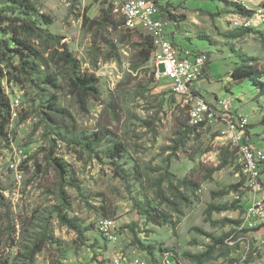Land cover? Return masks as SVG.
Masks as SVG:
<instances>
[{
    "label": "rangeland",
    "instance_id": "374dc122",
    "mask_svg": "<svg viewBox=\"0 0 264 264\" xmlns=\"http://www.w3.org/2000/svg\"><path fill=\"white\" fill-rule=\"evenodd\" d=\"M19 1L28 2L39 27L63 37L81 73L96 78L97 93L87 95L82 107L70 68L52 56L50 44L26 34L17 38L43 56L28 59L32 73L18 57L0 65L10 105L20 99L0 138V264H114L119 258L155 264L165 250L181 264H264V226L247 219L256 194L226 122L190 124L187 106L168 81L155 79L153 58L145 60L147 33L127 29L116 12L113 25L101 26L112 0ZM156 2L176 17H163L174 42L208 54L201 91L209 99L227 98L233 121L246 126V139L264 149V91L250 80L235 84L230 75L242 57L264 70V18L241 14L234 0ZM19 8L0 0V39L11 48L20 23L1 17H20ZM244 18L250 25H235ZM245 28L253 32L238 37ZM56 161L67 166L62 178ZM105 219L115 221L113 240L100 230ZM131 227L144 246L155 247L154 255L138 246ZM36 245L43 249L30 261Z\"/></svg>",
    "mask_w": 264,
    "mask_h": 264
},
{
    "label": "built area",
    "instance_id": "2783aa9c",
    "mask_svg": "<svg viewBox=\"0 0 264 264\" xmlns=\"http://www.w3.org/2000/svg\"><path fill=\"white\" fill-rule=\"evenodd\" d=\"M245 6L246 0H234ZM114 12L121 14L124 26L131 31H145L153 41L155 61L154 77L156 80H166L170 83L173 94L182 99L184 106L189 109L190 124L199 126L208 121H224L231 145L238 150L240 162L247 186L256 194V202L247 212V219L258 218L264 226V149L252 144L246 139L245 124H238L232 118V106L227 98L214 97L207 99L201 91L199 82L203 79L204 68L209 61L205 52L187 50L174 42L166 32L165 19L155 0H112ZM246 7V6H245ZM235 21V25L247 27L250 25ZM20 105L17 97L11 100V117H16V108ZM115 221L102 220L100 230L108 240L114 239ZM114 264H154L142 258L130 262L119 258ZM155 264H181L176 254L166 251Z\"/></svg>",
    "mask_w": 264,
    "mask_h": 264
},
{
    "label": "trees",
    "instance_id": "16d2710c",
    "mask_svg": "<svg viewBox=\"0 0 264 264\" xmlns=\"http://www.w3.org/2000/svg\"><path fill=\"white\" fill-rule=\"evenodd\" d=\"M15 3H18L20 5L19 15L20 17L17 18H10V17H1L2 20H8L10 22L20 23V25H16L14 28L13 34L16 35L14 38H12V41L15 42L16 46L11 48L9 43L7 41H4L0 39V65L4 62L8 61L10 59L13 60L15 57H18L19 65L22 67L24 71L27 73H32L34 66H32L28 59H42L43 56L40 52H38L34 47H32L30 44L25 42L24 40H21L18 37L19 34H26L28 37L36 38L38 40H44L48 44L51 45L52 49V56L58 55V59L60 62H63L65 65H67L71 70V77H70V84L71 88L75 91L78 101L81 104L82 107L85 105V99L86 96L91 94V92L97 93V89L95 87V84L97 83V80L94 76L89 75H83L81 73V64L80 61L74 57L73 53L70 52L65 44L62 43L63 37H60L58 35H54L50 33L47 29H43L39 27L35 21H33L30 18V15L33 13L32 8L29 6L28 2L24 1V3L20 2L19 0H13ZM156 2V0H155ZM157 3V2H156ZM240 11L241 14L247 15L251 17L254 14V11L248 10L245 6H242L240 4L233 3ZM158 5V4H157ZM160 8L161 15L163 17H166L167 19L171 21H175L176 17L173 16L168 12L166 8L163 6L158 5ZM114 9L112 4L106 9L102 11V23L101 26H111L113 25V17H114ZM50 23V22H47ZM131 31V30H130ZM145 32V31H144ZM253 32V29L251 28H245L241 30L237 36H244L248 33ZM145 46V60L149 61L150 58L153 57L154 53V46L151 36L147 33ZM252 58H245L242 57L241 64L237 65L233 70L231 71L230 75L232 80L235 84H241L245 82L246 80H250L253 85L260 88V91H264V82H261V78L264 75V70L257 66L250 64ZM209 69H210V61L206 63V66L204 68V74L203 79L209 77ZM4 77V72L2 69H0V138H5L7 136L6 133V127L10 122L11 119V105L10 101L5 95L3 88L1 86V78ZM48 82L52 85H56L55 80L51 77L48 78ZM52 109H54L56 112L60 111L59 108H55V106H51ZM203 125V124H201ZM199 125V126H201ZM49 126V125H48ZM50 127V126H49ZM198 126H194V128H197ZM87 149H89L90 152H94L92 148H90L89 145H86ZM118 147H120L118 145ZM120 152V151H119ZM118 152L117 155H120ZM55 168L60 174V177L66 175L68 172L67 166L65 162L56 161L54 162ZM111 166L113 167V170L117 176L122 178L123 180H126V174L125 172L115 163L111 162ZM224 207H216L211 206V211H222ZM147 213H150V211H147ZM62 223L64 225L69 226L71 229L78 232V234L82 235V230L79 225H77L76 222H74L72 219H68L67 216L61 215L60 216ZM131 230L134 233L136 243L138 246L143 249L144 251H147L150 255H154V249L153 246H144L139 239L137 238V233L135 232L134 228L131 227ZM43 249L42 245H36L31 251H30V261L34 259V257ZM166 251L162 252V254ZM171 251V250H170ZM173 252V251H172ZM176 254V253H175ZM204 256H198L199 263H202V258Z\"/></svg>",
    "mask_w": 264,
    "mask_h": 264
},
{
    "label": "clouds",
    "instance_id": "9594fccd",
    "mask_svg": "<svg viewBox=\"0 0 264 264\" xmlns=\"http://www.w3.org/2000/svg\"><path fill=\"white\" fill-rule=\"evenodd\" d=\"M264 0H246L245 6L249 8L251 11H254L257 16L260 18H264ZM94 123V121H92ZM135 195V192H133ZM19 251L24 252L25 249L23 247L19 248ZM18 264H25L23 261H19Z\"/></svg>",
    "mask_w": 264,
    "mask_h": 264
},
{
    "label": "crops",
    "instance_id": "0c3cea01",
    "mask_svg": "<svg viewBox=\"0 0 264 264\" xmlns=\"http://www.w3.org/2000/svg\"><path fill=\"white\" fill-rule=\"evenodd\" d=\"M179 44V43H178ZM181 45V44H180ZM183 46V45H182ZM206 98H207V96H206ZM207 99H209V98H207Z\"/></svg>",
    "mask_w": 264,
    "mask_h": 264
}]
</instances>
